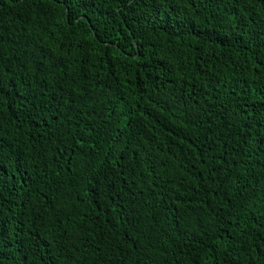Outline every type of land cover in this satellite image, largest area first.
I'll use <instances>...</instances> for the list:
<instances>
[{
    "label": "trees",
    "instance_id": "16d2710c",
    "mask_svg": "<svg viewBox=\"0 0 264 264\" xmlns=\"http://www.w3.org/2000/svg\"><path fill=\"white\" fill-rule=\"evenodd\" d=\"M0 264H264V0H0Z\"/></svg>",
    "mask_w": 264,
    "mask_h": 264
}]
</instances>
